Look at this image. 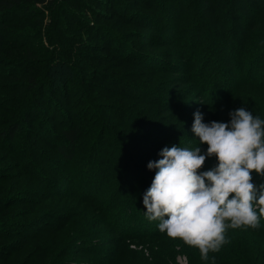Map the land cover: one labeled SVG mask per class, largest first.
Returning a JSON list of instances; mask_svg holds the SVG:
<instances>
[{
    "label": "rangeland",
    "instance_id": "374dc122",
    "mask_svg": "<svg viewBox=\"0 0 264 264\" xmlns=\"http://www.w3.org/2000/svg\"><path fill=\"white\" fill-rule=\"evenodd\" d=\"M238 2L79 0L65 16L53 0L36 14L24 6L0 16V130L20 127L0 139V264H132L151 254L158 233L139 238L131 225L140 210L148 220L143 197L157 171L148 163L164 147L206 153L192 132L197 110L206 124L228 123L240 107L264 120L263 92L228 96L230 109L214 112L217 102L200 90L240 49L264 55V0ZM238 83L217 88L213 100ZM69 123L82 133L66 161L56 144ZM217 163L208 157L201 171ZM168 238L172 262L189 264L181 239Z\"/></svg>",
    "mask_w": 264,
    "mask_h": 264
},
{
    "label": "clouds",
    "instance_id": "9594fccd",
    "mask_svg": "<svg viewBox=\"0 0 264 264\" xmlns=\"http://www.w3.org/2000/svg\"><path fill=\"white\" fill-rule=\"evenodd\" d=\"M229 115L228 123L206 124L197 110L192 132L207 145L206 153L199 146L164 147L162 158L147 165L157 170L143 197L147 218L158 220L169 237L198 248L202 259L219 250L227 227L255 229L264 217V183L257 186L252 175L264 177V120L244 107ZM208 157L218 163L201 171Z\"/></svg>",
    "mask_w": 264,
    "mask_h": 264
},
{
    "label": "trees",
    "instance_id": "16d2710c",
    "mask_svg": "<svg viewBox=\"0 0 264 264\" xmlns=\"http://www.w3.org/2000/svg\"><path fill=\"white\" fill-rule=\"evenodd\" d=\"M79 0H62V14L67 15L69 11V7L77 6ZM107 0H104L106 2ZM117 4H121L122 8H126V3H132L136 0H114ZM239 1V5H242L243 1L247 0H237ZM53 2V0H0V16L6 15L9 16L11 14H14L15 12L19 11L20 9H23L24 12L28 15L30 14H36L39 9L40 5L43 3ZM132 10L128 9V13H131ZM36 15H34L35 17ZM37 22H41L42 18L36 17ZM34 36V35H33ZM32 37V36H30ZM258 50L260 49H240L238 51V59L234 62V58L232 61H229V66L225 67L228 71L226 73H221L220 78H217V74L214 75V77H205L204 80L200 83V90L202 91V94L204 97H208V100L212 103L217 102V105L214 106L215 109H212V111L216 112L219 108L222 110H229V106H224L226 103H223L222 101L227 98L230 99V96H235V100H238L240 95H245L253 98V100H257L259 98L258 95L263 92L264 95V75H261L260 77L257 76V72H259L263 65L261 64V58L264 57V55L258 54ZM217 68V66H215ZM200 73V72H199ZM239 80V83L231 89V91L226 94L225 96L221 97V103H218L219 100H213L215 96V91L217 88L221 87L222 91H225L227 88L225 86V83L232 84L231 81ZM30 80V85L34 86L36 84V81L34 77H28ZM178 84V83H177ZM232 87V86H231ZM251 87V88H249ZM236 88V89H235ZM245 88L250 89V95L244 93L242 90ZM239 89H241L239 91ZM210 92L208 95L207 93ZM241 92V93H240ZM244 96V97H245ZM243 97V98H244ZM262 97V96H261ZM227 99V100H228ZM249 99V98H248ZM37 104V103H36ZM211 104V103H210ZM214 105V104H212ZM264 106V105H263ZM212 108V107H210ZM230 122V121H227ZM19 125L15 122L9 123L7 128H3L0 130V139L11 137L13 134L18 132ZM62 135V141L56 144V150L61 155V157L66 160L70 161L73 158V154L77 149L78 140L82 133L81 127L77 124L69 123L66 126H64L61 130ZM171 142H174L176 140L175 137H171ZM178 140V138H177ZM214 165V164H213ZM262 177H256L253 178L254 181L262 183V179H259ZM264 181V180H263ZM4 197H0V200H3ZM255 207V205H254ZM258 212V208H257ZM144 213L140 210L139 215L133 219V228L140 232L141 235H139V238H143L146 236H153L157 235V237L153 240V244L151 247V254H154L155 252H159V256L161 255L162 258L153 259V255H149L146 257H143L141 262H133L132 264H170V261L172 262L171 258L174 257V255H171L169 245H170V238H168V235H165L166 232L158 231V224L159 221H149L145 218ZM143 215V217L141 216ZM131 217V215H130ZM226 224H229V221H226ZM149 228H155L153 231L149 234H146V229ZM158 228V229H157ZM144 231V232H142ZM161 234V235H160ZM168 236V237H167ZM225 242L220 246L218 251H209L208 258L202 259L201 258V252L198 248L192 247L185 242L179 240H175L176 243H180L183 252H186L187 258L189 260V264H264V217L260 218L259 225L257 228L252 229L247 226H241L234 230L232 227H227L224 232ZM158 240V241H157ZM160 240H167L168 244L164 245V248H167V250L164 249L161 244L159 243ZM156 241V242H155ZM172 241V240H171ZM155 242V243H154ZM174 242V241H172ZM171 242V243H172ZM185 245V246H184ZM154 246H156V251H154ZM126 250V249H124ZM127 251V250H126ZM133 251V250H130ZM135 254V252H133ZM130 255V254H129ZM141 255V254H139ZM136 256V257H139ZM143 255V254H142ZM165 260H164V259ZM45 261V260H43ZM75 261L72 260H63L59 263H51V264H74ZM37 264H49L41 263V261ZM172 264H177L176 262H172Z\"/></svg>",
    "mask_w": 264,
    "mask_h": 264
}]
</instances>
